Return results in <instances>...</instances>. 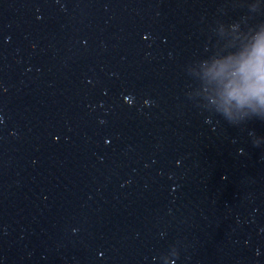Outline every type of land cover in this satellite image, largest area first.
<instances>
[{"label":"clouds","instance_id":"1","mask_svg":"<svg viewBox=\"0 0 264 264\" xmlns=\"http://www.w3.org/2000/svg\"><path fill=\"white\" fill-rule=\"evenodd\" d=\"M204 78L225 111L264 108V31L242 50L206 62Z\"/></svg>","mask_w":264,"mask_h":264}]
</instances>
